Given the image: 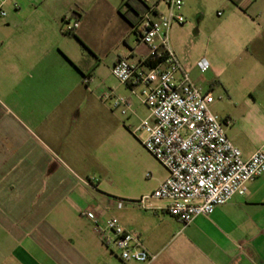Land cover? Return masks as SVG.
<instances>
[{"label": "crops", "instance_id": "0c3cea01", "mask_svg": "<svg viewBox=\"0 0 264 264\" xmlns=\"http://www.w3.org/2000/svg\"><path fill=\"white\" fill-rule=\"evenodd\" d=\"M204 1L184 0L185 22L209 19ZM213 1L220 20L210 39L226 49L206 56L205 73L183 68L202 91L217 92L211 111L230 121L227 137L248 159L264 147V0ZM0 7V264H137L104 245L83 211L138 236L155 256L150 264H264V175L187 226L168 214L166 200L133 203L167 171L136 131L144 106L101 75L120 58L147 57L135 30L147 9L166 11L163 0H0ZM65 19L76 24L71 35ZM110 92L128 98L132 112L113 110L103 98Z\"/></svg>", "mask_w": 264, "mask_h": 264}, {"label": "built area", "instance_id": "2783aa9c", "mask_svg": "<svg viewBox=\"0 0 264 264\" xmlns=\"http://www.w3.org/2000/svg\"><path fill=\"white\" fill-rule=\"evenodd\" d=\"M166 11L156 14L147 9L136 27L138 43L148 49L145 59L133 62L120 58L111 68L112 76L147 108L136 131H142L144 149L167 171V177L149 195L133 201L147 206L149 199L168 201L167 212L184 226L199 216H209L234 196H244L249 182L264 175V147L248 159L227 137L223 122L212 113L211 92L196 86L170 47L169 32L182 25L184 0H163ZM6 13L1 10L0 16ZM76 24L67 19L62 30L72 33ZM201 73L209 69L202 59ZM111 100L113 110L122 115L132 112V104L111 92L103 96ZM122 202H118L121 208ZM95 224L100 241L118 252L124 263L150 264L155 256L144 248L140 238L121 227L115 218L100 226L96 216L81 212Z\"/></svg>", "mask_w": 264, "mask_h": 264}, {"label": "rangeland", "instance_id": "374dc122", "mask_svg": "<svg viewBox=\"0 0 264 264\" xmlns=\"http://www.w3.org/2000/svg\"><path fill=\"white\" fill-rule=\"evenodd\" d=\"M205 1L210 4L207 13L210 12L212 14L205 23H202L203 20H196L194 22L192 20L186 19V22L182 25H173L169 32L170 45L172 46L181 65L184 66L186 70L190 72V74L191 71L197 68L198 63L203 58L206 59V56H210L218 50L226 49L224 44L215 43L217 45H214L213 40L210 39L212 29L215 27L220 18L215 13L217 8L215 1ZM160 7L163 9L162 4ZM101 76L103 78L104 84L109 88L119 85L122 86L112 76V74H110L109 69L106 67L102 70ZM201 77V75L198 76V78ZM213 95L215 98H218L219 96L217 92L213 93ZM141 114L143 117H145L147 114H149V111L147 108L143 107L141 109Z\"/></svg>", "mask_w": 264, "mask_h": 264}, {"label": "trees", "instance_id": "16d2710c", "mask_svg": "<svg viewBox=\"0 0 264 264\" xmlns=\"http://www.w3.org/2000/svg\"><path fill=\"white\" fill-rule=\"evenodd\" d=\"M63 32H64V34L71 35V33H67V32H65V31H63Z\"/></svg>", "mask_w": 264, "mask_h": 264}]
</instances>
